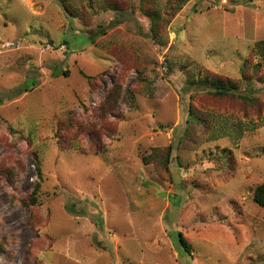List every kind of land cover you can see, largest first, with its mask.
Here are the masks:
<instances>
[{"label": "rangeland", "instance_id": "rangeland-1", "mask_svg": "<svg viewBox=\"0 0 264 264\" xmlns=\"http://www.w3.org/2000/svg\"><path fill=\"white\" fill-rule=\"evenodd\" d=\"M173 1L0 0V264H264V0Z\"/></svg>", "mask_w": 264, "mask_h": 264}, {"label": "trees", "instance_id": "trees-1", "mask_svg": "<svg viewBox=\"0 0 264 264\" xmlns=\"http://www.w3.org/2000/svg\"><path fill=\"white\" fill-rule=\"evenodd\" d=\"M189 0H174L173 3L176 6H184L186 4V2H188ZM61 2L64 4V0H61ZM142 4L144 3H148L146 5H143V11L146 15H148L153 23L152 26V36L154 39L158 40L159 37V32H158V24H161L162 19L160 18V16L157 14V12L155 10H149L146 9V6L149 5V7H151V5H154V0H141ZM95 42V40H94ZM93 42V43H94ZM113 44H109L107 45L108 47V53L113 55L114 54L116 56H118L120 53H123V49L120 46H112ZM256 53H258L260 55V57L264 60V41L259 42L256 45ZM115 57V56H114ZM245 70L244 66H243V71ZM64 75H68L67 72H65ZM89 81H92L94 78L88 77L87 78ZM207 82H210L209 80H206ZM212 83V82H211ZM116 82L113 83L112 89L109 91V94L105 100V103H107L106 109L109 106V100L110 99H116V96L113 94L114 93V88L116 87ZM236 85L237 82L231 81V80H227V79H214L213 80V84H212V92H209L210 95H212L215 98H222V97H228V96H233V97H237L239 100L242 99L244 100L246 103H252L255 99L253 98H247L244 97L243 95L239 94L236 90ZM129 96H130V102L131 105L133 107L135 104V98L134 95L132 94V92H129ZM102 108V110H101ZM100 110L101 113L102 112H106L105 107L101 106ZM190 120L188 121V125L191 126L192 125V121H196L198 119V117L194 114L193 110L191 109L190 111ZM190 128L187 129V131H189ZM187 136L185 137V140L187 139ZM173 146H170L169 148L165 149V150H154L150 156H149V160L150 161H154L157 160L158 164L161 165L162 167L165 166L166 168H168L169 164L171 163V158H172V152H173ZM35 164H36V169H37V174H38V183L36 184V188L32 193V196L30 198V202L32 205H37L38 204V196L40 194V183L43 179V174H42V167L40 162H38V160L35 159ZM253 201L256 203V205H258L259 207H261L262 209H264V183L261 184L260 186H258L254 193H253ZM179 242L182 245L183 249L185 250L186 253L190 254L191 253V245L188 243L187 239L184 237L183 234L179 235Z\"/></svg>", "mask_w": 264, "mask_h": 264}]
</instances>
